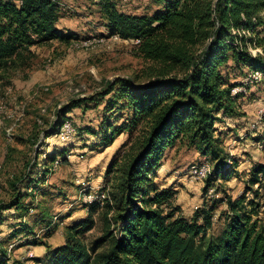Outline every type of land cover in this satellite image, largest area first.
Masks as SVG:
<instances>
[{
	"label": "trees",
	"instance_id": "16d2710c",
	"mask_svg": "<svg viewBox=\"0 0 264 264\" xmlns=\"http://www.w3.org/2000/svg\"><path fill=\"white\" fill-rule=\"evenodd\" d=\"M154 2L157 8L140 14L120 11L112 0L96 2L107 35L137 40L133 48L144 67L133 78L116 77L101 91L70 100L56 112L61 120L45 130V136H51L70 109L100 98L96 125L78 129H96L101 147L110 146L121 133L126 137L105 166L102 203L83 204L85 217L64 225L63 241L45 245L41 257L28 258L33 264H264V228L255 218L260 204L254 201L258 190H264V162L250 165L243 193L202 199L189 217L172 203L175 190L154 180L165 151L180 141L210 163L202 181L203 195L214 181L239 176L237 158L221 147L215 123L222 116L238 115L235 101L245 95H230L236 84L228 80V67L238 74L242 67L259 70V82L264 83V60L247 50L251 45L260 53L264 0ZM60 16L57 0H0V73L26 67L33 57L32 46L72 40L73 32L56 27ZM251 138L262 143L264 154V136ZM57 151L64 161V153L54 148L44 154V161L54 162ZM24 180L22 175L8 182L11 197L0 202V212L21 206L25 189L34 187L30 186L34 180H29L24 192H18L15 184ZM250 190L253 198L245 201L244 193ZM219 203L225 204L223 228L205 239ZM98 207L102 231L87 248L79 235L91 228V213ZM24 221H18L6 239L20 233L16 240L29 236L20 245L41 242ZM34 222L42 225L46 236L55 230L44 212ZM6 239L0 238V264H7ZM9 264L23 262L13 259Z\"/></svg>",
	"mask_w": 264,
	"mask_h": 264
},
{
	"label": "rangeland",
	"instance_id": "374dc122",
	"mask_svg": "<svg viewBox=\"0 0 264 264\" xmlns=\"http://www.w3.org/2000/svg\"><path fill=\"white\" fill-rule=\"evenodd\" d=\"M73 3L79 8V13L67 10L68 14L63 15L56 24L59 28L73 32L75 37L72 40H52L32 46L30 49L33 57L26 67L0 73V202L6 203L11 197L8 182L12 178L24 175L25 180L15 184L18 192H24V184L34 180L30 185L34 187L25 189L26 193L21 197V206L17 210L10 208L0 212L10 218L2 226V230L22 214L21 220L32 226L34 238L41 240L36 245L17 247L23 242L20 238V243L14 240L6 246L9 260L18 259L23 264H33L28 258L41 254L45 245L60 244L64 239V225L85 217L87 210L83 204L94 201L102 203L106 196V190L103 189L105 166L126 137L121 133L110 146L101 147L96 129L93 132L78 129L80 125H96L97 111L102 106L100 98L97 103L90 101L70 109L66 113L67 117L62 118L63 123L59 130L51 136H45L49 125L61 120L59 114H56L57 110L72 99L89 97L101 91L107 81L116 77L133 78L141 74L140 70L144 67V62L133 48L137 40L133 42L116 35H107L105 29L100 26L96 6H92L91 0H81L79 5L75 1ZM136 6L140 11L146 9L144 12L149 13L159 5L154 0H143ZM259 48L260 53L254 52L251 45H248L247 50H250L253 56H260L264 60V39ZM225 71L228 73L229 82L236 84L231 87L230 95L247 94L250 90L254 92L253 88L262 78L259 70L245 67H242L241 74L229 67ZM235 103L236 110L240 113L215 123L218 133H221V147L228 154L236 156L237 160L241 154L248 155L245 149L250 147L256 150L258 156L262 143L254 141L250 135H260V138L264 136V133H261L264 130V118L258 113L260 108L261 113H264V103L254 106L252 115L241 111L237 101ZM242 116L251 119L248 121ZM242 121L246 122V129L238 130L239 133L236 132L237 136H234L231 128H235V125ZM229 132L231 133L225 136ZM247 133V143L250 147H246L243 141ZM53 148L63 152L65 159H58L57 151L53 153L57 156L56 160L47 164L44 154H49ZM259 158L264 162L263 154ZM244 164L237 163L238 177L225 182L214 181L212 188L203 195L201 181L210 172V163L184 141H180L165 151L162 165L154 180L160 186H169L175 190L173 204L182 205L188 202L190 212H185L189 217L194 209L202 204V199L212 196L217 198L224 194L234 197L243 193L246 186L244 175L247 174ZM251 188L256 187L252 185ZM244 195L245 201L253 198L251 190ZM254 201L260 204L255 218L264 228L263 189L258 190ZM224 209V203L217 204L213 211L212 224L205 231V239L220 233L224 224L221 215ZM179 210L181 211L180 207ZM42 212L46 213L47 218H51L52 225H55V230L49 236L43 233L42 225L34 222ZM100 213L101 207L91 213V228L79 235L87 248L101 234Z\"/></svg>",
	"mask_w": 264,
	"mask_h": 264
},
{
	"label": "crops",
	"instance_id": "0c3cea01",
	"mask_svg": "<svg viewBox=\"0 0 264 264\" xmlns=\"http://www.w3.org/2000/svg\"><path fill=\"white\" fill-rule=\"evenodd\" d=\"M58 1V4H59V7H60V12H61V16L58 18V20L57 21H59L60 19H62V16L63 15H65V14H68V12H67V10H69V11H71V12H74V11H76V12H78V11H80L79 10V8H77L76 6H75V3H73V1H75V2H77V4L79 5V2L81 1V0H57ZM82 1H86V0H82ZM114 3H115V7L118 9V10H120V11H123V12H127V13H133V14H140V13H143L144 11H146V9L145 10H139L138 8H136L137 6V4L139 3V4H141V1H143V0H138V2H137V0H125V1H121V0H112ZM91 2H92V6H96V9H97V5H96V2H97V0H91ZM144 3V2H143ZM150 4V3H149ZM152 6H154V4L152 5ZM81 7H83V6H81ZM153 8H155V7H153ZM96 12H97V10H96ZM79 13V12H78ZM97 15H98V13H97ZM98 19H99V17H98ZM56 24H57V22H56ZM100 26L102 27V28H104V26H102L101 24H100ZM56 27L57 28H59L57 25H56ZM60 30H63V31H68L69 29H62V28H59ZM105 29V28H104ZM69 32H70V30H69ZM258 84H260V86H258ZM254 88H253V91L254 92H251L252 90H250V91H247V94L245 93V95H243V96H240L239 98H237L236 99V101H237V103L239 104V106L241 107V111H245L247 114H249V115H252L253 114V112H252V110H253V107L254 106H260V105H262L263 103H264V83H262V82H259ZM254 93V94H253ZM251 94H253V95H251ZM251 96H256V98H253V97H251ZM236 104V103H235ZM229 116H222L221 117V119H225V118H228ZM243 117V116H242ZM243 118H245L246 120H250L251 118H249L248 116H244ZM221 121V120H220ZM235 125V124H234ZM246 122H241L239 125H235V128H231V129H233L232 131H233V133H234V136H237V133H239L238 132V130H244V129H246ZM231 131V132H232ZM231 132H229V133H226V135L225 136H227V135H229ZM237 132V133H236ZM236 133V134H235ZM261 133H264V130L263 131H261ZM219 135L221 136V133H219ZM246 137L245 138H243V141H244V143H246V147H250V145H249V143H247V140H248V137H249V133H247V135H245ZM248 136V137H247ZM253 137V136H252ZM247 138V139H246ZM250 138H251V135H250ZM239 142V141H238ZM245 145V144H244ZM234 149H236V147L234 148ZM246 151H247V153H248V155L250 156H248L247 154H241V155H239V157H240V159L239 160H237V163H239L240 165H242V164H244V168H245V170L244 171H247L248 170V168L250 167V165L253 163V162H256V161H259V162H263L259 157H261L262 156V152L258 155V156H256V150H254L253 149V147H250V148H247V149H245ZM255 155V156H254ZM264 155V154H263ZM236 157V156H235ZM247 168V169H246ZM245 176V175H244ZM202 182V181H201ZM201 184V183H200ZM176 195V194H175ZM188 202H186V203H184V204H182V205H180V204H176V205H178L179 207H180V209H181V211H180V213L184 216V217H187L188 216V213L190 212V210H189V206H188V204H187ZM182 209H184V210H182ZM4 210H2L1 211V213L3 212ZM188 212V213H186V212ZM0 213V218L2 219L1 221H0V238L1 239H6L7 238V235L9 234V232L12 230V228H14V227H16L17 225V223H18V221H20L21 219H19V218H15L14 220H12V222H11V224H8V225H5V229L4 230H2V226L6 223V221L8 220V219H10L9 217H5L4 215H2ZM184 213H185V215H184ZM12 218V217H11ZM14 218V217H13ZM21 234L19 233V234H17L16 235V238H18L19 236H20ZM16 238H8V239H6V241L4 242V244H3V247L4 248H6V246L9 244V243H11L12 241H14V240H16ZM27 238H29V236H27V237H25V238H21V240H26ZM21 240H16V242L18 243L19 241H21ZM23 241V242H24ZM13 243V242H12ZM20 243V242H19ZM30 244H22V245H20V244H18V246L17 247H22V246H25V247H27V246H29ZM43 253H44V251L41 253V254H39V255H37L36 257H41L42 255H43ZM13 259H11V260H9V255H7V260H6V263L7 264H9L11 261H12ZM32 262V261H31Z\"/></svg>",
	"mask_w": 264,
	"mask_h": 264
},
{
	"label": "built area",
	"instance_id": "2783aa9c",
	"mask_svg": "<svg viewBox=\"0 0 264 264\" xmlns=\"http://www.w3.org/2000/svg\"><path fill=\"white\" fill-rule=\"evenodd\" d=\"M258 113L260 114V117H263L264 118V113H261V108L258 110ZM95 196V195H94ZM92 197V196H91ZM91 197H88V198H91Z\"/></svg>",
	"mask_w": 264,
	"mask_h": 264
},
{
	"label": "bare ground",
	"instance_id": "6f19581e",
	"mask_svg": "<svg viewBox=\"0 0 264 264\" xmlns=\"http://www.w3.org/2000/svg\"><path fill=\"white\" fill-rule=\"evenodd\" d=\"M261 111H262V110H261ZM204 175H205V173L202 174V176H204ZM193 180H194V179H193Z\"/></svg>",
	"mask_w": 264,
	"mask_h": 264
}]
</instances>
